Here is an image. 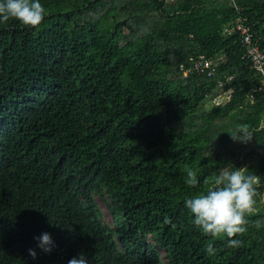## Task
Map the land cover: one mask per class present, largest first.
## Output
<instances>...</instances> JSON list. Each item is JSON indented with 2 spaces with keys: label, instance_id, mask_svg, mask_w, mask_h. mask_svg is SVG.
<instances>
[{
  "label": "trees",
  "instance_id": "obj_1",
  "mask_svg": "<svg viewBox=\"0 0 264 264\" xmlns=\"http://www.w3.org/2000/svg\"><path fill=\"white\" fill-rule=\"evenodd\" d=\"M40 2L38 27L0 23V264L80 253L88 264H264V91L240 35L225 33L246 17L264 50V0ZM201 56L216 74L184 76ZM239 125L250 142L230 138ZM225 167L260 177L236 248L184 207Z\"/></svg>",
  "mask_w": 264,
  "mask_h": 264
},
{
  "label": "clouds",
  "instance_id": "obj_2",
  "mask_svg": "<svg viewBox=\"0 0 264 264\" xmlns=\"http://www.w3.org/2000/svg\"><path fill=\"white\" fill-rule=\"evenodd\" d=\"M46 15V9L40 0H0V23L10 20L19 22L24 27H38ZM234 142L248 143L252 140L254 132L247 125H239L227 131ZM186 184L194 187L198 184L197 171L188 169ZM210 186L190 198L184 200V207L191 215V223L202 234L212 238H227V246L236 248L242 241L236 239L248 231L249 217L256 214L258 187L260 177L247 174L245 168L230 169L225 167L215 175L211 181H205ZM165 223H171L165 218ZM256 228L264 226V222L257 220ZM37 247L48 253L52 250L54 242L49 233L44 232L35 237ZM29 255L36 258L35 249H29ZM207 253L214 255L212 243L207 246ZM68 264H88L84 253L74 256Z\"/></svg>",
  "mask_w": 264,
  "mask_h": 264
},
{
  "label": "built area",
  "instance_id": "obj_3",
  "mask_svg": "<svg viewBox=\"0 0 264 264\" xmlns=\"http://www.w3.org/2000/svg\"><path fill=\"white\" fill-rule=\"evenodd\" d=\"M236 9V0H231ZM225 33L232 35L234 33L239 34L242 44L247 47V58L252 64V69L261 80V90L264 91V50L262 48V38L259 37L253 28L248 24L246 17L239 16L237 20L225 28ZM184 76L197 72L198 74L205 75L207 77H213L216 74L215 64L201 56L198 59H191V62L182 63L181 69ZM231 77L230 79H232ZM229 95L223 94L215 97L213 103L215 106H221Z\"/></svg>",
  "mask_w": 264,
  "mask_h": 264
},
{
  "label": "rangeland",
  "instance_id": "obj_4",
  "mask_svg": "<svg viewBox=\"0 0 264 264\" xmlns=\"http://www.w3.org/2000/svg\"><path fill=\"white\" fill-rule=\"evenodd\" d=\"M97 203H98V205H99V208L101 209V211H102V221L103 222H106V223H109V224H112V222H113V220H112V217H111V215H110V213H109V210H108V207H107V205L105 204V202L104 201H102V199L101 198H97ZM162 254H163V257H164V260L166 261V255H165V253L164 252H162Z\"/></svg>",
  "mask_w": 264,
  "mask_h": 264
}]
</instances>
